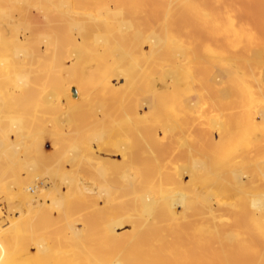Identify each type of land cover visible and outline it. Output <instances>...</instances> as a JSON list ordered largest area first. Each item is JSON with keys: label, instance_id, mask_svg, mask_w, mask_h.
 I'll return each mask as SVG.
<instances>
[{"label": "bare ground", "instance_id": "6f19581e", "mask_svg": "<svg viewBox=\"0 0 264 264\" xmlns=\"http://www.w3.org/2000/svg\"><path fill=\"white\" fill-rule=\"evenodd\" d=\"M52 1L0 0V252L264 264V0Z\"/></svg>", "mask_w": 264, "mask_h": 264}, {"label": "rangeland", "instance_id": "374dc122", "mask_svg": "<svg viewBox=\"0 0 264 264\" xmlns=\"http://www.w3.org/2000/svg\"><path fill=\"white\" fill-rule=\"evenodd\" d=\"M239 0H237L236 1V5H237V7H239L240 9L242 8V9H244V7H243V5L245 4V0H241L240 2H238ZM63 6V4H61V2H60V0H53L49 5H47V8L48 9H50L51 11H54V10H56V9H59L60 7H62ZM24 11V9H23V7L22 8H19L18 9V11L17 12H15L16 14L17 13H20V12H22V11ZM29 10V9H28ZM33 15H34V20H36V21H40L41 23H44V19L42 18V16L39 14V13H37V12H33ZM39 17H41V20H40V18ZM242 19H243V17H242ZM38 28V27H37ZM37 28L35 29V30H37ZM39 29V28H38ZM244 45V44H243ZM45 54V52H42V55H43V57L46 55H44ZM71 64V62L69 61V62H67V65L69 66ZM66 123V122H65ZM67 123H69L68 124V126H67ZM66 124H64L65 125V127H66V129H64V132L65 133H67V132H69V129H70V127H72V122H67ZM40 129V128H39ZM43 136H44V134H43ZM45 137V136H44ZM46 147L48 148V149H51L52 150V148H53V145L51 144V143H46ZM21 155V154H20ZM22 156V155H21ZM50 160H52V158H48V161H50ZM49 163H51V162H49ZM19 171V170H18ZM17 171V172H18ZM21 171V170H20ZM23 171V172H22ZM21 172H22V174H18V179L20 180V179H24L25 177H26V174H25V171L24 170H22ZM45 173H47V172H45V170H40L37 174H35V179L37 180L36 182V184H30L29 185V192L35 197V199H37V200H39L40 202H44L43 200L45 199V201H47V203L48 204H51V198H49V197H52V196H50V194H49V192H47V190H44L45 191V193H41V191H42V189H43V187H45V182L47 183V182H49V175L48 174H45ZM11 176L13 177V174H10L9 176H8V178H11ZM20 176H22L21 178H20ZM37 176V177H36ZM4 177L5 176H0V183H1V179L3 180L4 179ZM62 193H63V195H64V197H63V200H65L64 202H65V204L67 203V202H71V200H70V197L68 196H65V195H67L68 194V192H67V190L65 189V185H62ZM8 186H5L4 187V191H3V193L0 195L1 197H0V208H2V207H4L5 205H4V200H5V196L6 195H8V194H6V193H9V192H12L13 194H15V195H12V193H9V196H12V197H16L17 196V193H18V189L17 188H12L10 191H8ZM16 190V191H15ZM7 191V192H6ZM6 192V193H5ZM15 192V193H14ZM66 193V194H65ZM42 194V195H41ZM46 195H47V197H46ZM4 197V198H3ZM38 197H40V198H38ZM44 198V199H43ZM49 198V199H48ZM68 198V199H67ZM70 200V201H69ZM99 203V207H101V206H103L104 205V203H103V201L102 202H98ZM47 207V206H46ZM2 211V210H1ZM79 211H80V213H79ZM78 212H76V214H74L73 216H74V218H73V220L72 221H80V217L82 218V217H88V216H90L91 217V214H87V212L86 211H81V210H79ZM46 212H47V214L48 213H56L57 212V210L56 209H51V208H49L48 207V209L46 208ZM16 213H17V211H15V213H13V216H11V219L12 220H14V221H16ZM75 217H76V219H75ZM79 217V218H78ZM65 221V220H64ZM79 221L77 222V223H79ZM63 222H61V223H59V225L57 226V224H54L53 225V227H54V230H53V236L52 237H50L49 236V239H48V236L46 237V238H44V239H48V241H46L48 244V248H49V250L47 251L48 253H46L47 255H42L43 256V258H41V256H40V258L39 257H37V256H35V252H36V249H35V247H29V249L28 250H26V251H24L25 249L23 248H20L19 246H20V244H19V246H17V245H13L14 244V242L13 241H9V240H6L5 238H2L1 239V244H2V246H3V248H4V250L2 251L1 250V252H0V259L2 260V263L1 264H19L20 262V264H23V263H25L26 262V258H29L30 257V260H32L33 261V264H69L70 263V260L72 259V256H71V248H69V245H67L66 243H67V235L66 234H68V229L67 230H64L65 228H64V226H62L61 224H62ZM66 223V222H65ZM64 224V223H63ZM67 224V223H66ZM55 225L58 227H56L55 228ZM65 225V224H64ZM61 228H62V230H61ZM59 229V230H58ZM56 231V232H55ZM60 232V233H59ZM70 232V231H69ZM59 233V234H58ZM54 234H56V235H54ZM58 236V237H57ZM62 236H64V237H62ZM94 236H96V235H94ZM55 237V238H54ZM64 239V240H63ZM66 243H65V242ZM56 244H58V245H56ZM51 245V246H50ZM15 246V247H14ZM50 246V247H49ZM52 247V248H51ZM32 248V249H31ZM5 250H6V252H5ZM50 251V252H49ZM30 253V254H29ZM50 254V255H49ZM34 255V256H33ZM52 255V256H51ZM46 256V257H45ZM50 256V257H49ZM6 259H8V260H6ZM21 259H23V260H21ZM14 262H13V261ZM18 260V261H17ZM47 262H46V261ZM52 260V261H51ZM4 261V262H3ZM10 261V262H9ZM12 261V262H11ZM16 262V263H15ZM37 262V263H36ZM89 263V262H88ZM77 264H86V263H84V262H80L79 263V261L77 262ZM90 264V263H89Z\"/></svg>", "mask_w": 264, "mask_h": 264}]
</instances>
